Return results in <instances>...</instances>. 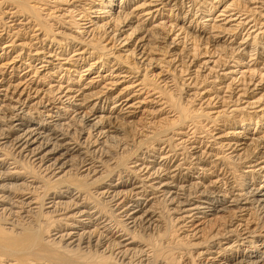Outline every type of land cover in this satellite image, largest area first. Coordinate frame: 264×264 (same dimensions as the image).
<instances>
[{
  "label": "bare ground",
  "instance_id": "obj_1",
  "mask_svg": "<svg viewBox=\"0 0 264 264\" xmlns=\"http://www.w3.org/2000/svg\"><path fill=\"white\" fill-rule=\"evenodd\" d=\"M0 264H264V0H0Z\"/></svg>",
  "mask_w": 264,
  "mask_h": 264
},
{
  "label": "rangeland",
  "instance_id": "obj_2",
  "mask_svg": "<svg viewBox=\"0 0 264 264\" xmlns=\"http://www.w3.org/2000/svg\"><path fill=\"white\" fill-rule=\"evenodd\" d=\"M184 89H185V90H184ZM186 89H187V88L184 87L182 90H179V92L182 91V92H181L182 94L180 95L181 98L184 97V96L186 95Z\"/></svg>",
  "mask_w": 264,
  "mask_h": 264
}]
</instances>
